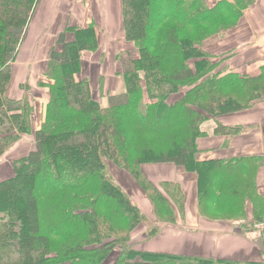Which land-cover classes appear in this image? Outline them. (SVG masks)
<instances>
[{
	"label": "trees",
	"instance_id": "1",
	"mask_svg": "<svg viewBox=\"0 0 264 264\" xmlns=\"http://www.w3.org/2000/svg\"><path fill=\"white\" fill-rule=\"evenodd\" d=\"M36 1L0 0V159L31 133L37 107L28 95L13 100L5 93L8 61L15 60L20 45L17 29L31 18L22 8L32 11ZM252 3L218 0L208 7L204 0H120L124 39L136 54L117 50L124 89L109 93L106 105L94 97L82 65L83 52L99 49L103 25L92 21L59 33L44 73L51 81L43 83L48 101L35 146L0 179V264H105L111 258L112 264H257L135 247L131 235L146 215L108 168L110 161L123 169L153 203L157 223L150 222L148 240L162 223L176 224L175 208L183 217L184 195L178 183L162 182L160 189L151 183L141 170L147 163H172L196 173L201 214L215 207L212 219L231 222L245 217L249 201L254 221H264V197L256 189L263 158L200 160L197 147V139L207 135L202 124L209 115L264 100L260 75L219 76L202 49L208 38L234 27ZM172 95L180 97L169 101ZM238 131L217 123L213 133Z\"/></svg>",
	"mask_w": 264,
	"mask_h": 264
},
{
	"label": "crops",
	"instance_id": "2",
	"mask_svg": "<svg viewBox=\"0 0 264 264\" xmlns=\"http://www.w3.org/2000/svg\"><path fill=\"white\" fill-rule=\"evenodd\" d=\"M204 1L208 7H213L218 0ZM30 17L27 29L25 26L22 30L15 60L9 63L12 71L5 93L13 100H22L28 95L37 107L31 120V133L23 134L0 159V179L10 176L12 161L25 156L35 146L34 132L41 123L43 108L48 101V89L43 83L51 81L44 73L50 52L57 46L59 33L71 26L85 27L92 21L103 25L105 33L99 37V49L94 53H82L83 77L89 79L91 89L97 83L99 85V79L100 82L101 78L104 79L103 99H107L111 90H116L120 84L116 75L121 71V64L115 58L117 50L133 47L124 39L120 0H37ZM202 49L212 56L211 60L216 63L214 72L219 76L233 73L257 78L260 75L264 81V0H253L234 27L208 38ZM180 95H172L169 101ZM96 98L101 99L99 95ZM208 118L202 124L207 135L197 139L199 159L262 157L263 164L256 174V189L264 197V100H255L243 110L216 117L209 115ZM217 123L235 126L239 131L214 134ZM141 170L159 189L162 182L178 183L184 195V213L181 217L175 208L176 224L162 223L160 233L146 242V247L139 248L264 264V229L256 226L259 222L254 221L251 202H246L244 218L231 222L212 219L210 216L216 213L215 207L207 208L202 214L199 212L196 173L172 163L142 164ZM119 178L128 196L147 218L157 223L153 203L138 183L125 171ZM243 227L248 229L244 231Z\"/></svg>",
	"mask_w": 264,
	"mask_h": 264
},
{
	"label": "rangeland",
	"instance_id": "3",
	"mask_svg": "<svg viewBox=\"0 0 264 264\" xmlns=\"http://www.w3.org/2000/svg\"><path fill=\"white\" fill-rule=\"evenodd\" d=\"M22 11H23V13H25V14H27V16L28 17H30L31 16V14H32V12H33V10L32 11H26L25 9H23L22 8ZM22 30H23V28L21 29H17V33H16V35L18 36V41H17V43L19 44L20 43V39H21V33H22ZM101 36H102V34H101ZM105 43H106V41H105ZM18 44L16 45V46H18ZM133 47H131V48H126V49H124V51H126V50H130L131 52H135V50H133L132 49ZM135 54H136V52H135ZM112 57V55H110V58ZM212 62H213V60H211ZM11 63L12 61L11 60H9L8 61V63ZM7 66H9V67H11V65H7ZM6 66V67H7ZM5 67V68H6ZM4 70V69H3ZM2 70V71H3ZM11 71H12V69H11ZM116 75H117V77H118V79H119V82H120V84H119V86H118V88H116V90H111V92L112 93H114V92H116V91H118V92H120L121 90H123L124 88H123V83H122V81H121V74H120V71L118 72V73H116ZM117 77H115V80H117ZM93 89H92V92H93V95L95 96V98H96V96H98V95H100V94H102L101 93V90H100V87H99V85H98V83H97V85H95L94 87H92ZM110 92V93H111ZM101 101H102V105H106L107 104V99H103V96H102V98H101ZM5 126H7L8 124H4ZM26 139H29L28 137L26 138ZM108 168H109V170H110V172H111V174L114 176V178H115V180L117 181V183L121 186V182H120V178H119V175H121V173H123L124 172V170L123 169H120L119 167H117V166H115L112 162H110V161H108ZM121 188H122V190L127 194V191H125L124 190V188L121 186ZM128 195V194H127ZM147 218V217H146ZM146 221L144 222V223H141L139 226H138V229L136 230V232H134V235H133V237H132V240H134V246H136V247H140V246H142V247H146V242H148L149 240H148V237H147V230H148V227L150 226V222H152L151 221V219L150 218H147V219H145ZM152 223H155V222H152ZM163 226V225H162ZM163 228V227H162ZM260 228V227H259ZM114 255H115V252H114ZM14 258H15V256H14ZM114 260H113V258H111L108 262H106L105 264H112V262H113Z\"/></svg>",
	"mask_w": 264,
	"mask_h": 264
},
{
	"label": "built area",
	"instance_id": "4",
	"mask_svg": "<svg viewBox=\"0 0 264 264\" xmlns=\"http://www.w3.org/2000/svg\"><path fill=\"white\" fill-rule=\"evenodd\" d=\"M257 226H258V227H260V228H263V229H264V221H263V222H260V223H258V224H257Z\"/></svg>",
	"mask_w": 264,
	"mask_h": 264
}]
</instances>
